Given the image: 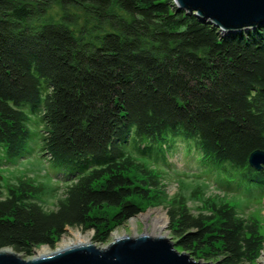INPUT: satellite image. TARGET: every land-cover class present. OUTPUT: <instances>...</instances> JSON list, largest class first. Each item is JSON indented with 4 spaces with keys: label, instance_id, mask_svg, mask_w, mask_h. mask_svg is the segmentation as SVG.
Wrapping results in <instances>:
<instances>
[{
    "label": "trees",
    "instance_id": "obj_1",
    "mask_svg": "<svg viewBox=\"0 0 264 264\" xmlns=\"http://www.w3.org/2000/svg\"><path fill=\"white\" fill-rule=\"evenodd\" d=\"M55 3L59 19L45 20ZM180 140L224 186L264 188V168L248 162L264 151V24L221 35L172 0H0V172L39 147L68 177L52 207L47 180H0V249L30 257L67 227L107 242L143 201L166 196L159 163ZM186 199L164 204L176 249L256 259V219L218 196L196 212ZM104 205L117 211L93 212Z\"/></svg>",
    "mask_w": 264,
    "mask_h": 264
},
{
    "label": "rangeland",
    "instance_id": "obj_2",
    "mask_svg": "<svg viewBox=\"0 0 264 264\" xmlns=\"http://www.w3.org/2000/svg\"><path fill=\"white\" fill-rule=\"evenodd\" d=\"M61 10L58 3H55L48 11L45 20L50 19H59ZM83 23V17L80 16L78 23L72 28L77 31L79 26ZM34 120L32 119L31 122ZM38 125V124H37ZM36 136H34L35 138ZM188 145L183 141H177L176 145L169 149L168 156L166 158L165 164L159 163L161 168H158L161 173H163L162 186L161 189L165 192L166 196L161 194L156 195L154 200L151 202H144L141 204L143 209L136 216L125 221L122 225L116 226L112 229L110 233V238L105 243H99L104 246H107L110 242L115 240V238L129 233H135L140 231L151 230L150 226L147 224L151 222V216L155 215V210L164 212L167 221L166 225L162 231V234L171 237V234L167 228L168 226V216L166 214V209L164 204L169 202L170 197L179 192L187 197L186 205L192 209L193 212L198 210H203L204 206L202 205L203 197H214L223 198L228 201L229 204L234 205L235 208L241 215L256 219L259 224V231L264 237V188L255 189L250 192L243 191L242 187L233 186L226 187L223 183L214 178V174L208 172L205 168L203 162L200 161V157L197 156L196 150L193 147L191 149L187 147ZM50 155L47 153H42L39 150V147L35 148V151H32L29 155L19 159L15 164L9 165L8 163L5 166L7 168H2L0 172V180L2 183L8 181H15L16 175L20 177H31L34 178L36 182L39 181H48L46 182L47 189H54L50 194L44 196L45 207L54 206L56 199L62 194L65 189V182L68 180V177L64 172L60 171L57 168L52 167V161ZM49 176V177H48ZM199 188V191L194 192L193 190ZM195 193V198L190 197V193ZM163 198V199H162ZM232 199V200H231ZM138 198H132L130 201H137ZM117 211L115 207L102 206L99 209H95L93 212L97 213L102 217H110L113 213ZM150 212V218L146 221L144 219V214ZM65 234L57 240L55 246L51 250H58L62 238L73 237L75 233L80 232L82 235L89 237V242L93 241L94 230L88 229L83 230L80 227L72 228L67 227ZM95 242V241H94ZM43 246V245H41ZM38 246L34 248L33 255L35 256L37 250L41 247ZM47 246V245H45ZM180 251V250H179ZM23 256L22 253H19ZM209 264H214L209 262ZM240 264H264V242L262 248L252 262H244Z\"/></svg>",
    "mask_w": 264,
    "mask_h": 264
},
{
    "label": "water",
    "instance_id": "obj_3",
    "mask_svg": "<svg viewBox=\"0 0 264 264\" xmlns=\"http://www.w3.org/2000/svg\"><path fill=\"white\" fill-rule=\"evenodd\" d=\"M178 9L199 21L218 27L221 35L264 24V0H172ZM256 170L264 168V151L248 156ZM0 264H209L179 251L171 237L155 230L129 233L107 246L94 241L49 253L24 257L13 250L0 249Z\"/></svg>",
    "mask_w": 264,
    "mask_h": 264
},
{
    "label": "bare ground",
    "instance_id": "obj_4",
    "mask_svg": "<svg viewBox=\"0 0 264 264\" xmlns=\"http://www.w3.org/2000/svg\"><path fill=\"white\" fill-rule=\"evenodd\" d=\"M154 212H155V215L151 216L152 218L151 222L150 223L147 222V224L150 226L152 230L162 233L166 225L167 217L164 212L159 213L156 210ZM150 214H151L150 212H146L143 215L146 221L148 220V218H150ZM86 242H89V237L86 235H82L80 232H78V233H75L73 237L64 238L63 236L62 242L60 243L57 249L60 250V249L68 248V247L79 245V244L86 243ZM3 250L9 251V252L11 251V249L8 247L3 248ZM51 251H52L51 248L43 245L37 250L35 256L46 254Z\"/></svg>",
    "mask_w": 264,
    "mask_h": 264
}]
</instances>
